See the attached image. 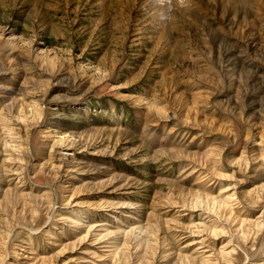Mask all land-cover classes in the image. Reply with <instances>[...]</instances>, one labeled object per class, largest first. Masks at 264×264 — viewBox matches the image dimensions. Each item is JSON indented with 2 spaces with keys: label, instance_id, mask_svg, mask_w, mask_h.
I'll list each match as a JSON object with an SVG mask.
<instances>
[{
  "label": "rangeland",
  "instance_id": "374dc122",
  "mask_svg": "<svg viewBox=\"0 0 264 264\" xmlns=\"http://www.w3.org/2000/svg\"><path fill=\"white\" fill-rule=\"evenodd\" d=\"M0 264H264V0H0Z\"/></svg>",
  "mask_w": 264,
  "mask_h": 264
},
{
  "label": "clouds",
  "instance_id": "9594fccd",
  "mask_svg": "<svg viewBox=\"0 0 264 264\" xmlns=\"http://www.w3.org/2000/svg\"><path fill=\"white\" fill-rule=\"evenodd\" d=\"M169 11H170V9H169Z\"/></svg>",
  "mask_w": 264,
  "mask_h": 264
}]
</instances>
